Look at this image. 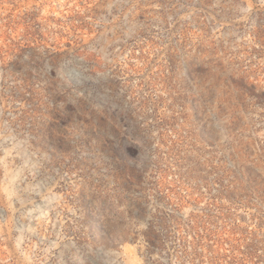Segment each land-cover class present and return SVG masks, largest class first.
<instances>
[{"label":"rangeland","instance_id":"1","mask_svg":"<svg viewBox=\"0 0 264 264\" xmlns=\"http://www.w3.org/2000/svg\"><path fill=\"white\" fill-rule=\"evenodd\" d=\"M0 264H264V0H0Z\"/></svg>","mask_w":264,"mask_h":264}]
</instances>
